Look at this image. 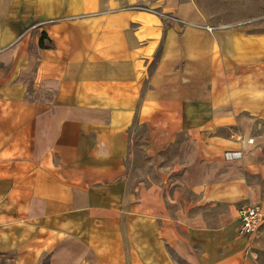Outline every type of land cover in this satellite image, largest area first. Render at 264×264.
Returning a JSON list of instances; mask_svg holds the SVG:
<instances>
[{"label": "crops", "instance_id": "0c3cea01", "mask_svg": "<svg viewBox=\"0 0 264 264\" xmlns=\"http://www.w3.org/2000/svg\"><path fill=\"white\" fill-rule=\"evenodd\" d=\"M0 264H264V29L0 0Z\"/></svg>", "mask_w": 264, "mask_h": 264}, {"label": "rangeland", "instance_id": "374dc122", "mask_svg": "<svg viewBox=\"0 0 264 264\" xmlns=\"http://www.w3.org/2000/svg\"><path fill=\"white\" fill-rule=\"evenodd\" d=\"M211 22L256 24L264 29V0H195Z\"/></svg>", "mask_w": 264, "mask_h": 264}, {"label": "built area", "instance_id": "2783aa9c", "mask_svg": "<svg viewBox=\"0 0 264 264\" xmlns=\"http://www.w3.org/2000/svg\"><path fill=\"white\" fill-rule=\"evenodd\" d=\"M207 28L212 27L207 25ZM240 225L238 233L241 235H247L253 233L262 219L261 207L258 203H249L240 209L239 213Z\"/></svg>", "mask_w": 264, "mask_h": 264}]
</instances>
